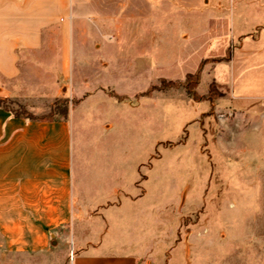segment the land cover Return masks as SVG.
Listing matches in <instances>:
<instances>
[{"label":"rangeland","instance_id":"obj_1","mask_svg":"<svg viewBox=\"0 0 264 264\" xmlns=\"http://www.w3.org/2000/svg\"><path fill=\"white\" fill-rule=\"evenodd\" d=\"M74 1L78 37L103 44L92 55L111 66L118 54L130 57L129 72L114 79L130 94L107 92L124 105L74 119V155L79 163L87 153L101 173L129 161L124 181L135 179L155 212L143 264H264V0L251 1L244 30L232 23V0H221V23L218 0ZM152 87L160 89L146 95Z\"/></svg>","mask_w":264,"mask_h":264},{"label":"crops","instance_id":"obj_2","mask_svg":"<svg viewBox=\"0 0 264 264\" xmlns=\"http://www.w3.org/2000/svg\"><path fill=\"white\" fill-rule=\"evenodd\" d=\"M251 1L232 0L229 13L240 30ZM74 5L0 0V255L10 256L8 264H67L71 250L70 264H143L147 233L156 232L155 212L140 197L142 186L124 181L129 161L101 173L87 153L79 163L74 155V119L124 105L107 92L130 94L117 91L125 87L114 80L129 72L130 57L118 54L111 66L108 56H93L103 44L78 37L82 16ZM61 101L70 102L65 115L32 113ZM5 102L30 114L16 117ZM78 143L85 148L83 139ZM142 165L134 162L132 169Z\"/></svg>","mask_w":264,"mask_h":264},{"label":"trees","instance_id":"obj_3","mask_svg":"<svg viewBox=\"0 0 264 264\" xmlns=\"http://www.w3.org/2000/svg\"><path fill=\"white\" fill-rule=\"evenodd\" d=\"M191 76H192V75H187V80H188V78H191ZM158 89H160V88L152 87L151 90L147 91L146 95H149V94L152 93L153 91H158ZM1 104H2V103L0 102V105H1ZM65 113H66V112H65ZM13 115L16 116V117H19V116H23V115H25V114H19V113H14V112H13ZM32 119H33V118H32Z\"/></svg>","mask_w":264,"mask_h":264},{"label":"built area","instance_id":"obj_4","mask_svg":"<svg viewBox=\"0 0 264 264\" xmlns=\"http://www.w3.org/2000/svg\"><path fill=\"white\" fill-rule=\"evenodd\" d=\"M70 256H71V258H72V251L70 252Z\"/></svg>","mask_w":264,"mask_h":264}]
</instances>
